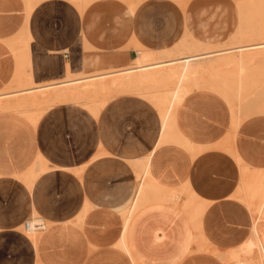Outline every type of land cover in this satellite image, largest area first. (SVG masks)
I'll return each instance as SVG.
<instances>
[{
	"label": "crops",
	"instance_id": "obj_1",
	"mask_svg": "<svg viewBox=\"0 0 264 264\" xmlns=\"http://www.w3.org/2000/svg\"><path fill=\"white\" fill-rule=\"evenodd\" d=\"M215 1L35 0L29 10L25 0H0V92L15 77L14 49L19 46L13 45L22 36L30 60L26 72L43 85L61 81L73 70L86 76L130 67L139 51H168L184 38L216 47L233 13ZM257 115L237 114L241 125L234 126L227 102L206 88L193 89L182 99L174 125L192 150L172 142L161 145L150 156V173L158 184L194 195L203 212L196 227L180 207L183 220L174 210L140 218L132 237L140 264H223L219 256L247 242L252 217L236 195L242 167L264 172V114ZM16 124L26 126L0 114V264H132L116 246L122 218L115 203L123 189L131 194L137 189L127 163L147 156L158 141L156 109L134 94L113 98L97 116L70 103L51 106L38 127L41 138L48 135L68 145L58 153L10 151ZM72 170L81 173L80 203L59 214L58 208L77 193L62 195L52 188L42 198L40 177ZM28 215L27 220L34 215L50 223L36 254L20 245L15 229L24 226ZM184 222L192 239L188 254ZM200 240L222 253L217 259L199 257L202 253L193 248Z\"/></svg>",
	"mask_w": 264,
	"mask_h": 264
},
{
	"label": "bare ground",
	"instance_id": "obj_2",
	"mask_svg": "<svg viewBox=\"0 0 264 264\" xmlns=\"http://www.w3.org/2000/svg\"><path fill=\"white\" fill-rule=\"evenodd\" d=\"M262 8L255 11V14L251 13L250 10L247 12L243 10V13L239 10L238 27L235 28L236 31H234V35L230 38V43L233 46L240 42L243 44H246L244 42H247L248 44L250 42H254L255 40H264V7ZM212 46L210 47L207 44L192 41L189 38H184L179 43V45L173 49L176 58L172 60H167L172 56L171 53L164 51L138 56L137 59L131 64L133 67L114 73H102V75L98 74L86 77L82 76L80 72L76 73L75 70H73L68 72L58 83L39 88H33L31 86L32 88L27 91L30 93L27 95L24 94L25 96L17 99L13 105V110L15 111L21 109L23 106H33L38 104L42 98L41 96L49 93L48 96L50 99L47 102L45 101L48 104L46 109L62 100H65L71 105L82 104L89 108V111L93 116H97L98 110L106 104L108 99H110L109 96L114 93L134 94L152 102V104L155 106L159 121L158 141L149 149L147 158L143 160L137 159L129 164L131 167L130 171L135 174L137 180H139V182H137L139 185L133 194H131L128 189H123L121 192L119 191L120 193L118 194V198H115V205H118L116 213L122 218V227L120 233L121 236L116 246L121 254L128 257L132 264H138L139 260H141L139 258V252L133 245L132 237L134 227L140 218L147 214L148 211L150 212L151 208H149L144 203V195L145 191L149 189L151 185L156 183V180L150 173V156L158 147L169 142L181 145L188 150H192V146L188 143H185L181 138L183 136L180 137V133L178 132V134L176 132L174 125L175 110L182 99H184V97L191 90L197 88H206L216 92L228 103V106L234 117V119L232 118V120H234V126L235 124H238L235 119L237 114L243 115L245 118H248L246 115L249 114H264V42L255 45L249 44V46L247 45L244 47L237 45L234 48L223 50H214L220 48L219 44L216 47ZM248 49L258 51L262 50L263 52L261 51L262 53L258 54L259 56L257 55L258 59L256 61L254 58L248 59L251 54L248 56L247 52H242ZM233 50L239 52V55L236 58L226 56L221 57L223 53ZM240 52L246 55H241ZM256 54L253 53L252 55H255L254 57H256ZM245 56H248V58H243ZM254 60L258 62V65H254V63H256ZM252 63L254 67L251 66ZM82 65L84 64L79 66L80 70ZM29 68L30 66L28 69ZM107 76H112L108 84H106L103 80ZM30 85L34 84L31 83ZM3 96H6V94L0 93V109L2 106L1 100L3 99ZM92 96L98 99L96 101L98 104L94 103V101L92 102V100L89 99ZM7 108L9 107L7 106ZM238 125L240 126L241 124ZM46 169L47 167L43 171ZM247 180L257 182L256 193L259 195L261 200L258 211L262 214L264 210V174L262 173V175H259L256 178L249 176ZM251 194H253V192ZM173 197L174 196L172 192H168L166 194L163 193L161 199H159L156 203V207L167 208L168 206H173L174 204H171ZM186 205L188 206V203ZM87 211L88 207L86 206L83 209L82 215L84 216ZM34 217L36 218L34 215L30 216V219L27 220V222H29L30 225L40 222L42 229L38 230L32 227L31 229L26 230L23 226L20 235V245L25 246L29 250L31 249V251L36 254L41 243L42 230H44L46 227H49L50 223L41 221L37 218L35 219ZM191 242L192 239L189 237L186 243V251H188L187 248ZM157 243L155 245H157ZM177 243L179 242L177 241ZM166 244H168V242L165 243V246ZM161 245L163 246L164 244ZM252 247L254 249L253 253L256 252L254 262L248 260L247 257L238 258L234 256L227 258L223 261V263L264 264V244L260 238L257 228L255 227H253ZM167 248L164 250H167ZM172 255L174 256V254Z\"/></svg>",
	"mask_w": 264,
	"mask_h": 264
},
{
	"label": "rangeland",
	"instance_id": "obj_3",
	"mask_svg": "<svg viewBox=\"0 0 264 264\" xmlns=\"http://www.w3.org/2000/svg\"><path fill=\"white\" fill-rule=\"evenodd\" d=\"M25 1L27 3L28 9L30 10L32 8L35 0H25ZM177 1L180 3H186L188 0H177ZM215 3H216V6H218V7H222V8L224 7V8L230 9L231 13H233V15L227 17L228 22H229L228 31L226 32L225 36L223 37L221 45H219L220 48L214 49V50L231 49L237 45L244 47L247 45L249 46V44L255 45V44L264 42V40H257V41L255 40L254 42H250L248 44H247V42H244L246 44H243L242 42H240V43H237V45L235 44V46H233L230 43V38L234 35V33H235L234 31H236L235 28L238 27L239 10H240V12L242 11V13H243V10L246 12L248 10H250L251 13L255 14V11L260 10L262 7H264V0H216ZM211 4H214V2L211 1ZM256 8H258V9H256ZM262 10H263V8H262ZM17 44H18L19 48L14 49L16 64H17L16 74H15L14 79L10 82L9 86L0 92L2 94H6V96H3V99L1 100L2 106L0 109V114L8 115L10 118V121H13V119H20V120L24 121V123H26V126L16 124V126L13 128V134L15 133V136H14L13 140H10V142H9V148H10L9 150L14 152V150H17L20 147L21 149L24 148L25 151H29V150L31 151V150H37L38 149L44 153L61 152L68 145H66L65 143H62V142H54L53 140H55L56 138L49 137L48 135L46 136V138H44V137L41 138L42 128L38 127L40 119L42 118L44 112L46 111V106H48V104L46 102L50 99V97L48 96L49 93H46L43 96H41L42 98L40 99V101L36 105L23 106L21 109H19L17 111L13 110V108H14L13 105L16 102V100L24 97L27 94H29L30 92H27V91L30 88H32V87L33 88H39V87H44V86H47L50 84H55V83L60 82V81L51 82V83L43 84V85L39 84V83H34L31 80L30 75L27 74V72H26V70L30 66V60H29V56H28V52H27V46H26L27 45V38L22 36L21 39H19V41L13 45V47L15 48V46ZM178 45H176L173 49H175ZM173 49L166 51L167 53H171V55H172L167 60H172V59L176 58V56L174 55ZM257 51L258 50L248 49V50H245L242 52L243 53L247 52V55L249 56L250 54L252 55L253 53L256 54ZM261 51L262 50L258 51V53L256 54V57H254L255 55H252V56L250 55L251 57L249 56V58H248V56H245L243 58H245V59L246 58H248V59L254 58L257 61V59H258L257 57L259 56L258 54L262 53L264 50L262 52ZM242 52H240L241 55H246V54H242ZM150 53L151 52L139 51L138 56H143V55H147ZM238 55H239V52H237L236 50H233V51H229L227 53H223V55L221 57L226 56V57L236 58ZM255 60H254V62H256ZM254 65L255 66L258 65V62L254 63ZM251 66H253V63ZM131 67H133V66L122 68V69H117L114 71L94 73V74H90V75H98V74L102 75V73L103 74L114 73V72H118V71L128 69ZM90 75H86V77L90 76ZM111 77L112 76L105 77L103 79L104 82L106 84H108ZM262 78H260V79H262ZM31 83H33L34 85H30ZM119 95H121V94H114L113 93L112 95L109 96L110 99H108V101L106 103H108L110 100H112L113 98H115ZM89 99L92 100V102L94 101V103H97L96 101L98 100L97 98H95L93 96ZM142 99H144V98H142ZM144 100H146V99H144ZM6 102H7V104H6ZM148 102L155 108V106L152 104V102H150V101H148ZM66 103L68 104L69 102L62 100V101H60L54 105L66 104ZM91 104H93V103H91ZM91 104H89V105L92 106ZM7 106L9 108H7ZM76 106L79 108H83L86 112L90 113L89 108L85 107L84 105L78 104ZM101 109L98 110V113ZM78 114H79V112H78ZM157 115H158V113H157ZM147 157H148V155L145 156L144 158H140V159L143 160ZM127 165H129V163H127ZM10 167H14V166L10 163ZM258 173H261V174H258ZM262 173L264 174V172L257 171V170H251L250 171L246 167L241 168V180H240V184H239L238 192H237L236 196H237V199L246 206L247 210L249 211L250 216L252 217L251 232H250V236L247 239V242L245 244H242V246H240L236 249L229 250L228 252H226L225 257L219 256V260L222 263L227 258H231L234 256H236L238 258L247 257L248 260H250L251 262H254L256 252L253 253L254 249L252 247L253 227L257 228V231L260 235V238L264 244V213H263L264 210H263L262 214L258 211L259 210V204H260L261 200L259 198V195L256 193L257 182L252 181V180H247L249 176H253L254 178H256L257 176L262 175ZM35 174H36V176L38 175L37 178H39L41 175L39 171H36ZM40 178L43 179L41 186H40V189H41L40 195L42 196V198L43 197L46 198L48 196L49 192L52 190V188H56L57 192L59 194L62 193V195L67 194V192L68 193H71V192L77 193L76 194L77 197H74L73 199H71L67 203V205L63 204L62 206H60L58 208L59 214L65 212V211L69 212L72 207L76 208L79 205V203H80V197H79L80 192L77 190V184H79L80 181L82 180L81 179V173L79 171H74V170L66 171V172H62L60 175L49 174L47 176H42ZM14 180H16V179H12V181H14ZM29 180H30V178H29ZM136 180H137V178H136ZM137 182H139V180H137ZM19 183L21 184V182H19ZM138 185H139V183H137L136 188ZM168 192L173 193L174 197H173V201L171 202V204L172 205L174 204V205L171 207L168 206L167 208H157L156 203L158 202V200L161 199V197L163 196V193L166 194ZM252 192H253V194H251ZM186 194L187 193H184L183 191L180 192L173 187H167V186L160 185L156 181L155 184L151 185L149 187V189H147L145 191L144 203L149 208H151L150 212L156 211V210H165V211H173L174 210L175 214L180 216L181 219L183 220V217L181 216V214L177 208V207H180L181 210L184 211L186 213V215L189 217L193 226L196 227L197 222H198V220H199V218L203 212V207L200 204L196 203L194 195L189 194V196L187 197ZM62 195H61V197H62ZM188 199H190V200H188ZM187 201H189V202H187ZM187 203H188V206L186 205ZM150 212L148 211V213H150ZM28 218H29V215L25 218V220H27ZM120 222L122 225L121 219H120ZM184 224L186 227V233H187L186 242H187L189 239V237H188L189 226L185 222H184ZM22 228H23L22 225H19L15 228V229H18L20 235H21V229ZM193 253H202V254H200V256L198 255L199 257H203L202 255H204V257L217 259L216 254H221L222 250L214 248L212 245H210L205 240H200V241H197L196 245H194ZM184 254H188V251L184 250ZM250 257H251V259H250ZM140 261L141 260H139L138 264H140Z\"/></svg>",
	"mask_w": 264,
	"mask_h": 264
},
{
	"label": "built area",
	"instance_id": "obj_4",
	"mask_svg": "<svg viewBox=\"0 0 264 264\" xmlns=\"http://www.w3.org/2000/svg\"><path fill=\"white\" fill-rule=\"evenodd\" d=\"M32 227H34L35 229H38V230H41V229H42V225H41L40 222H36V223H34L33 225H30V223L27 222V221L24 223V228H25L26 230H29V229H31Z\"/></svg>",
	"mask_w": 264,
	"mask_h": 264
}]
</instances>
